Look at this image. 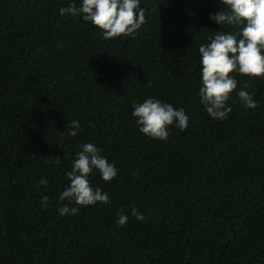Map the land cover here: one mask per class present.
<instances>
[{
  "label": "trees",
  "instance_id": "trees-1",
  "mask_svg": "<svg viewBox=\"0 0 264 264\" xmlns=\"http://www.w3.org/2000/svg\"><path fill=\"white\" fill-rule=\"evenodd\" d=\"M72 3L0 0V264H264V77L233 74L223 120L199 95L200 45L239 31L210 19L222 0H140L146 23L114 39L61 16ZM246 82L256 108L238 96ZM147 98L183 108L187 128L143 134L132 105ZM88 142L117 169L90 175L110 202L60 201Z\"/></svg>",
  "mask_w": 264,
  "mask_h": 264
},
{
  "label": "clouds",
  "instance_id": "clouds-1",
  "mask_svg": "<svg viewBox=\"0 0 264 264\" xmlns=\"http://www.w3.org/2000/svg\"><path fill=\"white\" fill-rule=\"evenodd\" d=\"M222 4L226 10L221 9L210 15V19L220 25L239 26V31H218L208 37V43L199 47L201 103L213 119L220 120L226 119L231 112L226 103L237 89L238 80L234 73L250 78L264 77V0H222ZM145 12L140 0H82L79 7L72 3L60 9L61 16H82L84 21L101 29L105 39L134 36L146 23ZM250 87L251 84L246 82L238 96L246 108H256L253 94L247 91ZM132 107V115L140 126L139 130L146 136L166 140L169 126L175 123L181 130L188 126L189 117L183 108L176 109L172 104L156 98H147L141 103L134 101ZM68 127L67 134L75 137L80 130V122L72 119ZM81 149L76 153L71 170L66 173L70 183L59 194V200H68L78 206L97 202L107 204L110 202L109 195L100 187L92 186L90 175L94 169L98 170L101 178L110 182L117 176V169L101 154L102 149L95 143H84ZM55 163L60 164L59 158ZM40 184L46 185L47 180L41 178ZM48 199L44 196L41 203L46 205ZM59 213L61 216L77 215L79 207L65 204L59 208ZM132 215L137 220H144V216L135 208ZM127 221L128 216L122 213L117 223L124 226Z\"/></svg>",
  "mask_w": 264,
  "mask_h": 264
}]
</instances>
